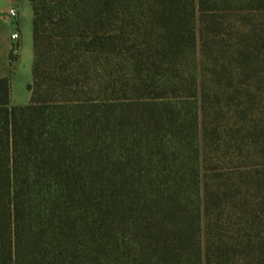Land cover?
Returning a JSON list of instances; mask_svg holds the SVG:
<instances>
[{
  "label": "trees",
  "instance_id": "obj_1",
  "mask_svg": "<svg viewBox=\"0 0 264 264\" xmlns=\"http://www.w3.org/2000/svg\"><path fill=\"white\" fill-rule=\"evenodd\" d=\"M30 2L0 264H264V0Z\"/></svg>",
  "mask_w": 264,
  "mask_h": 264
},
{
  "label": "rangeland",
  "instance_id": "obj_2",
  "mask_svg": "<svg viewBox=\"0 0 264 264\" xmlns=\"http://www.w3.org/2000/svg\"><path fill=\"white\" fill-rule=\"evenodd\" d=\"M33 17L25 18L23 33V46L19 54L12 48H8L3 42V35L0 36V76H10L12 85V104L25 105L30 101L28 84L33 80ZM27 22V23H26ZM28 25V31L26 26Z\"/></svg>",
  "mask_w": 264,
  "mask_h": 264
},
{
  "label": "crops",
  "instance_id": "obj_3",
  "mask_svg": "<svg viewBox=\"0 0 264 264\" xmlns=\"http://www.w3.org/2000/svg\"><path fill=\"white\" fill-rule=\"evenodd\" d=\"M11 8H16L18 13L17 17H11L8 15V10ZM30 14L33 17V7L30 0H0V36L2 37L3 35V42L5 45H8V48H11L13 44L17 46V53L19 54L18 60H20V52L23 46L25 18L28 19ZM26 28L28 31V25ZM16 31L19 32L20 38L14 43L11 40V35Z\"/></svg>",
  "mask_w": 264,
  "mask_h": 264
},
{
  "label": "built area",
  "instance_id": "obj_4",
  "mask_svg": "<svg viewBox=\"0 0 264 264\" xmlns=\"http://www.w3.org/2000/svg\"><path fill=\"white\" fill-rule=\"evenodd\" d=\"M8 15L11 16V17H17L18 13H17V10L16 8H11L8 10ZM20 38V34L18 31L12 33L11 35V40L15 43L18 41V39ZM13 50L16 51V45L13 44L12 47H11Z\"/></svg>",
  "mask_w": 264,
  "mask_h": 264
}]
</instances>
